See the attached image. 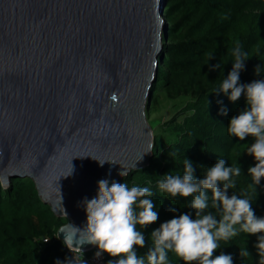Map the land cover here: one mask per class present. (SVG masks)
Wrapping results in <instances>:
<instances>
[{
	"label": "water",
	"instance_id": "1",
	"mask_svg": "<svg viewBox=\"0 0 264 264\" xmlns=\"http://www.w3.org/2000/svg\"><path fill=\"white\" fill-rule=\"evenodd\" d=\"M166 1L0 0V181L31 178L82 250L94 245L70 225L85 226L84 198L155 156Z\"/></svg>",
	"mask_w": 264,
	"mask_h": 264
},
{
	"label": "trees",
	"instance_id": "2",
	"mask_svg": "<svg viewBox=\"0 0 264 264\" xmlns=\"http://www.w3.org/2000/svg\"><path fill=\"white\" fill-rule=\"evenodd\" d=\"M164 17V46L147 115L151 118L163 100L171 101L181 92L191 98L167 120L165 113L158 117L155 156L150 165L132 170L118 181L130 187H148L154 193L151 198L159 218L146 228L137 225L147 241L145 248L137 246L139 255L151 247L150 234L161 223L182 213L195 218L196 210L188 207L193 197H172L158 188L165 174L183 175L185 158L193 162L197 179L203 178L205 169L219 159H224L226 166H241V175L234 177L236 187L228 189V194L247 193L255 214L264 217V178L255 185L248 174V168L256 163L254 156L247 153L254 138L241 141L227 131L230 118L245 107V96L233 102L230 92L215 91L232 70V49L238 43L248 54L240 71V83L264 79V0H167ZM216 64L222 65L223 72L212 68ZM257 67L260 75L256 74ZM224 108L226 115L221 114ZM6 186L0 181V264L65 261V242L57 233L69 219L58 216L42 200L31 178L15 177ZM206 191L211 198V190ZM209 210L219 218L215 210L206 211ZM261 234L241 232L229 241H220L214 255L224 252L233 256L234 264H259L254 244ZM240 248H247L252 255L242 260ZM106 256L107 260L116 259L107 253ZM169 256L172 264H185L171 253Z\"/></svg>",
	"mask_w": 264,
	"mask_h": 264
},
{
	"label": "clouds",
	"instance_id": "3",
	"mask_svg": "<svg viewBox=\"0 0 264 264\" xmlns=\"http://www.w3.org/2000/svg\"><path fill=\"white\" fill-rule=\"evenodd\" d=\"M232 56V70L215 91L230 92L229 99L233 102L245 96V107L230 118L227 131L241 141L249 136L254 138L247 147V153L254 156L256 163L248 168V174L252 182L259 185L264 178V79L240 83V71L248 54L238 43L232 49ZM212 68H220L223 72L221 64ZM256 74H261L259 67ZM110 99L118 102L115 93ZM221 114L226 115L227 109H221ZM99 162L103 165L105 161ZM183 164V175L165 174L158 181V188L172 197H193L188 207L196 210L194 219L191 214L182 213L161 223L150 234L151 247L139 255L137 246L145 248L147 241L137 225L146 228L159 218L151 198L154 193L148 187H130L127 183L100 179L97 195L91 199L85 197L83 201L87 214L85 226L70 225L74 237L79 233V240L74 239V244L96 246L97 258L103 253L116 258L109 259L107 264H172L170 253L185 264H234L231 254L221 252L214 255L220 248V241H229L241 232L251 235L264 233V217L255 214L252 198L247 193L243 196L235 192L228 194V189L236 187L234 177L241 175V166H226L225 160L219 159L205 169L203 178L197 179L193 162L185 158ZM206 190H211V198ZM208 209L215 210L219 218L213 211H206ZM254 247L259 264H264V234L258 236ZM68 248L72 252L83 253L82 247L68 245ZM251 255L247 248H240L242 260ZM56 264H86V261L72 257L65 261L57 259Z\"/></svg>",
	"mask_w": 264,
	"mask_h": 264
},
{
	"label": "rangeland",
	"instance_id": "4",
	"mask_svg": "<svg viewBox=\"0 0 264 264\" xmlns=\"http://www.w3.org/2000/svg\"><path fill=\"white\" fill-rule=\"evenodd\" d=\"M179 94H178L179 96H176L175 98L170 99L171 101L163 100L161 102V104H159V106L157 107V110L154 111L151 118L148 117L149 122L151 124V127L153 128L154 137H155V130L158 128L159 121H160V120H158V117H161L162 114L165 113L164 118H165V120H167L168 118L173 116L178 111V109L181 107V105L186 104V102H188L191 98L190 95L185 94L183 92H181ZM182 118H183V116H180L179 120H181ZM162 121H164V120H162ZM168 136H169V134L166 135V137H168ZM89 254H91V253H89Z\"/></svg>",
	"mask_w": 264,
	"mask_h": 264
},
{
	"label": "built area",
	"instance_id": "5",
	"mask_svg": "<svg viewBox=\"0 0 264 264\" xmlns=\"http://www.w3.org/2000/svg\"><path fill=\"white\" fill-rule=\"evenodd\" d=\"M49 238H45L46 241H48ZM68 243L64 244V248L68 253V258H79L84 259L86 261V264H107V256L106 253H103L99 258L95 256V253L98 251V248L96 246H93L90 250H83V253L79 252H72L68 248ZM74 247V246H73ZM91 253V254H89Z\"/></svg>",
	"mask_w": 264,
	"mask_h": 264
}]
</instances>
